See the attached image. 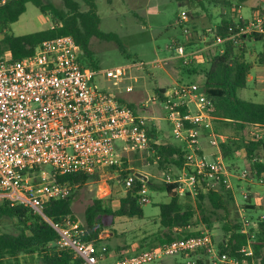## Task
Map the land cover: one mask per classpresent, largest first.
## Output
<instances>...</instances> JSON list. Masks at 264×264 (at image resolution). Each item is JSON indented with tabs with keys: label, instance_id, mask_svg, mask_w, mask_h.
<instances>
[{
	"label": "built area",
	"instance_id": "obj_1",
	"mask_svg": "<svg viewBox=\"0 0 264 264\" xmlns=\"http://www.w3.org/2000/svg\"><path fill=\"white\" fill-rule=\"evenodd\" d=\"M7 2L0 0V8ZM187 18V11L182 10L178 23L187 22ZM189 31L184 28L185 34ZM250 31H264V2L241 28V32ZM210 39L204 35L202 45L190 47L180 43L175 47L176 54L188 62L203 61L216 46L222 53L224 38L218 35L212 43ZM81 55V46L71 34L45 39L22 58H14L10 49L0 55V201L25 205L46 219L45 205L70 196L76 186L60 181V175L118 177L119 171L130 168L128 162L135 159L131 154L150 147V126L145 117L95 81L96 77L121 81L136 64L92 67L83 63ZM165 96L162 104L172 132L188 149L178 177L168 174L166 182L178 183L175 190L179 194H195L203 180L223 178L231 188L222 154L210 158L200 141L207 135L211 145L219 148L216 116L210 112L212 99L194 81H175ZM250 172L245 168L242 175ZM136 178H140L137 172L128 173L123 183L126 190L132 188ZM140 179L144 183L138 191L139 201L148 203V186ZM107 185L103 190H108ZM248 192L243 190L245 200ZM48 220L58 232L59 249H70L83 264H163L166 257H175L172 264H197L196 257L202 251L206 252L205 264H259L251 242L239 250V261L236 255L220 254L209 230L103 262L108 247L88 239L87 227L79 218L67 215L60 223ZM254 226V221L244 217L242 232Z\"/></svg>",
	"mask_w": 264,
	"mask_h": 264
},
{
	"label": "trees",
	"instance_id": "obj_2",
	"mask_svg": "<svg viewBox=\"0 0 264 264\" xmlns=\"http://www.w3.org/2000/svg\"><path fill=\"white\" fill-rule=\"evenodd\" d=\"M175 1L181 6L185 4L198 6L210 17L212 7L220 8L221 15L217 24L211 27L208 33L204 29V34L199 35L198 38L195 37L196 28L188 26L191 25L188 23L189 21L179 23L183 31L185 27L191 30L192 37L186 38L184 41L177 40L176 43L172 44V48L180 43L187 47L199 44L204 35L211 34L209 43H212L218 35L224 38L220 45L224 48L222 53L217 47L202 62L197 63L196 60H190L184 63L182 59L180 66L187 76L196 73L202 76L199 84L213 101L210 112L216 116L214 124L223 122L229 124L234 130L233 133L224 135H219L215 131L218 142L220 139L219 145L223 156L228 158L233 154L239 155V152H244L250 164L249 176L257 180L263 179L260 184L264 188V136L257 137L254 131H250L251 128L264 130V103L244 99L238 94L239 89L247 86L248 76L254 66L248 59L247 42L252 40L264 41V31L241 32V28L248 23V18L242 15L236 18L229 14L233 0ZM28 2H33L45 14H49L50 11L53 12L59 21H55L52 27L40 31L23 35L13 34L12 24L26 11ZM83 4L86 9H84ZM238 6L236 5V8ZM100 23L101 18L98 14L96 0H62V6L58 7L43 0H9L0 8V55L10 49L14 58H22L33 53L45 39L62 34H71L81 46L83 63L98 67L93 61V52L90 49V41L93 36L115 40L123 49L118 35L113 32L102 31ZM260 54L262 58L260 61L263 62V52ZM180 81H188V79L181 76ZM167 89L168 87L155 88L160 101L166 98ZM149 133L152 134L151 127ZM153 146L162 165L172 163L179 170L184 167L185 154L188 150L185 143H163L153 144ZM127 175L128 172H122L119 178L124 177V181ZM98 179L99 176L97 175L82 173L59 176L60 181H69L73 185L84 184L90 180L98 181ZM143 183L144 181L140 178H136L132 188L120 198V204L117 208H114L110 201L106 202L100 197L94 198L85 210L86 237L95 239L97 243H100L99 241L102 240L100 233L103 231V226L99 218L104 214L143 218L144 212L138 195ZM146 183L150 185L151 181L148 179ZM204 184L205 186L198 194L197 203V206L204 212L202 217L208 228L213 229L212 220L205 213L207 206L205 207L204 202L207 199L211 204V212L221 214L219 218L224 221L222 229L225 235H228L217 246L220 254L236 255L241 261L242 255L239 250L251 242L258 263L264 264V218L260 215L257 219V226L251 227L248 232H242L244 217L240 219L234 203V192L228 189L224 182L220 183L218 187L208 185L206 181ZM177 186L178 183H165L162 187L168 194L170 193V200L160 203L159 223L167 231L162 233L163 237H158L159 243L179 237L174 235V229L188 228L193 222L195 207L191 203L181 200V195L175 190ZM151 187L154 186L151 185ZM247 190L249 191V199H247L250 200V203L246 207L256 209L257 205L251 201L253 191L249 187ZM185 195L190 197L191 193L187 192ZM72 201L73 193L65 198L49 201L43 209L45 216L56 223L62 222L67 215L75 217ZM2 217L15 220L17 231L0 232V264H25L20 260L22 253H37L40 259L38 264H83V259L74 256L70 249H59L56 244L58 232L48 219L34 213L29 207L22 204L12 205L7 200H1L0 219ZM248 218L250 219L249 216ZM199 232L187 230L183 236L195 235ZM196 262L197 264L206 263L204 256H197Z\"/></svg>",
	"mask_w": 264,
	"mask_h": 264
},
{
	"label": "rangeland",
	"instance_id": "obj_3",
	"mask_svg": "<svg viewBox=\"0 0 264 264\" xmlns=\"http://www.w3.org/2000/svg\"><path fill=\"white\" fill-rule=\"evenodd\" d=\"M43 1L52 3L57 7L62 6V0ZM96 2L98 14L101 18L100 29L104 32L116 33L123 49L115 40L93 36L90 41V49L93 52L94 63L99 68L113 67L120 64L136 65H133L125 73V77L121 81L107 80L103 77H96L95 81L99 87L118 94L122 102L130 105L138 114L145 117L152 129L150 141L152 143L148 151L131 154V157L135 159L128 162L127 167L129 166V169L126 168L122 171L143 173L151 181L150 185L146 183L150 201L142 203L144 217L104 214L99 218L106 235L104 240H110L109 244L112 249L127 244V252L116 249V254L123 256L160 244L158 237H163L162 233L167 231L162 228L158 218L160 203L170 200V193L168 194L162 187L165 183H168L165 180L168 174H171L172 178H177L180 171L172 163L162 165L153 144L180 143V141L175 138L172 132L166 110L162 101L158 99L155 88L169 87L175 81H180L181 76L186 77L188 81L198 83H201L202 80V76L198 73L190 76L186 75L180 66L182 58L178 57L175 48H172V44L176 43L177 40L184 41L186 38L192 37L191 30L185 34L179 26L180 13L182 10L187 11V22L189 21L188 23L191 24L188 26L196 28L197 34L195 37L198 38L199 35L204 34V29L208 33L211 27L217 24L221 12L220 8L212 7L210 17L198 6L189 4L181 6L175 0H96ZM263 2L264 0H233L229 14L236 18L242 15L250 19L258 12ZM236 5L239 6L236 8ZM83 7L86 9L84 4ZM55 21H59V19L53 12L50 11L49 14H45L33 2H28L26 11L12 24L11 30L15 35L28 34L51 27ZM247 43L248 59L256 64L250 74L255 79L258 78L259 82H254L253 78V84L248 83L246 90H239V96L247 100L264 103V83L260 82L264 79V67L260 62L262 60L260 53L264 49V41L252 40ZM199 45H202L201 41ZM196 61L200 63L202 59ZM139 63H143V65L140 67L138 66ZM214 129L219 135L234 132L229 124L223 122L215 123ZM251 130L260 137L264 136V130L260 128H251ZM200 141L204 150L209 154H222L220 145L219 148L212 146L209 136H203ZM209 156L214 158V156ZM223 158L230 173L228 181L231 185H234L233 188L228 189L234 192V203L240 219L249 216L250 220L257 225L258 217L264 215L263 186L254 177L249 175L244 177L242 175L245 168H250V164L243 158L237 157V154H233L228 158L223 156ZM114 172L116 176L117 172ZM119 172L118 177H99L98 181L90 180L74 187L72 209L75 218H79L85 224V210L96 197L103 198L106 202L110 201L114 208L119 206L120 198L126 195L128 191L123 185L124 177L119 178L122 172ZM207 182L208 185L211 184L217 187L222 182L226 185L223 178L221 181L215 179ZM106 185L108 187L107 191L103 190ZM151 185L154 187H151ZM203 185L205 186V184L201 186L198 184L196 187L197 192L195 194L191 193L190 197H186V195L181 197L183 202H189L195 207V214L193 222L188 228H175L173 233L175 236L182 237L187 230L200 232L209 230L214 243L218 246L228 235H225L222 229L224 221L219 218L221 214L211 212V204L207 199L204 202L205 207L207 206L205 213L211 218L213 229H209L204 221L202 217L204 212L197 206L198 194ZM248 187L253 191L251 201L257 205L256 209L246 207L250 200H248L249 198L247 200L243 198V190H247ZM3 231H17L15 220L2 217L0 219V232ZM101 241L99 242L101 243ZM203 254H206V252L202 251L198 256L202 257ZM20 260L25 264H38L40 262L37 253H22L20 254ZM173 260H175V257H166L163 264H172Z\"/></svg>",
	"mask_w": 264,
	"mask_h": 264
},
{
	"label": "crops",
	"instance_id": "obj_4",
	"mask_svg": "<svg viewBox=\"0 0 264 264\" xmlns=\"http://www.w3.org/2000/svg\"><path fill=\"white\" fill-rule=\"evenodd\" d=\"M52 27V26H51ZM261 52H263V56H264V49L261 51ZM261 62V61H260ZM255 65L256 64H254V66L253 67H255ZM262 65H263V67H264V60H263V62H262ZM257 67V66H256ZM258 67H261V66H258ZM257 70V69H256ZM263 76H264V72H263ZM254 78V82H256V83H258L259 82V79L258 78H256L255 79V77H253L252 76V74H249V76H248V83L249 84H253V82H252V79ZM260 78V77H259ZM250 81V82H249ZM252 82V83H251ZM260 82H263L264 83V79H262V80H260ZM248 83H247V86H248ZM247 86L245 87V88H241L242 90H246V88H247ZM249 86H251V85H249ZM241 89H239V90H241ZM238 94H239V91H238ZM245 99V98H244ZM216 148H218V147H216ZM206 151V150H205ZM208 153V152H207ZM213 154V156H216V154L215 153H212ZM212 154H210V155H212ZM237 157H241V158H243V160H245L246 162H248V160L246 159V157H245V153L244 152H241V153H239V155H237ZM249 183V182H248ZM262 186V185H261ZM234 187V185H232V188ZM181 195V197L182 196H185V194H180ZM110 235V234H109ZM100 238L102 239V241H101V243L102 244H105L107 247H108V250L104 253V257H103V259H102V261L103 262H105V261H110V260H113V259H116V258H119V257H121L120 255H118V253L116 254V249L118 250L119 249V251H122V252H127V244H122L121 245V247H116L115 249H112L111 248V246H110V244H109V241L110 240H104L105 238H106V235H105V231L103 230L101 233H100ZM126 255H128V254H126ZM124 256V255H123ZM174 261V260H173ZM172 261V262H173Z\"/></svg>",
	"mask_w": 264,
	"mask_h": 264
},
{
	"label": "water",
	"instance_id": "obj_5",
	"mask_svg": "<svg viewBox=\"0 0 264 264\" xmlns=\"http://www.w3.org/2000/svg\"><path fill=\"white\" fill-rule=\"evenodd\" d=\"M137 176L142 178L143 180H147L148 179V177L145 174L140 173V172H137Z\"/></svg>",
	"mask_w": 264,
	"mask_h": 264
}]
</instances>
